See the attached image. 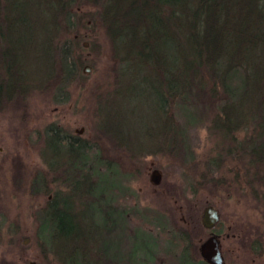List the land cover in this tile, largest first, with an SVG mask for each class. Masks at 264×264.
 Returning <instances> with one entry per match:
<instances>
[{
  "label": "trees",
  "instance_id": "obj_1",
  "mask_svg": "<svg viewBox=\"0 0 264 264\" xmlns=\"http://www.w3.org/2000/svg\"><path fill=\"white\" fill-rule=\"evenodd\" d=\"M84 6L92 13H83ZM84 18L101 25L112 59L125 66L120 75L130 72L137 77L140 70V81L151 90L152 118L137 133L145 148L113 125L99 121L98 133L108 136L113 149H123L132 158L144 151L175 154L181 159L178 145L184 131L176 117L192 122L198 116L193 112L199 111L195 101H201L207 102L212 115L211 130L224 138L242 122V114L249 112L256 132L249 156L255 164L264 163V0H0V109L28 92L22 64L26 48L47 55L46 82L50 79L56 86L71 76L65 69V53H69L65 40H70L65 32ZM35 27L43 35H35ZM56 50L58 69L51 61ZM74 75L70 78L78 73ZM61 133L51 126L44 132L51 154L61 147L64 157L60 161L58 156L45 157V173L50 178L43 173L34 178L45 195V205L37 212L38 236L57 251L63 264H85L92 254L105 256L99 246L110 230L119 236L117 246L124 245L128 221L143 229L158 228L156 234L180 248L186 264H194L188 253L190 235L183 227L177 232L172 229V236L166 234L171 223L161 212L152 215L154 222L144 221L151 222L147 210L141 212L134 204L124 183L129 174L115 158L103 155L101 141L96 137L76 140ZM48 183L64 186L67 192L58 197L57 191L45 187ZM73 198L78 211L58 214L56 207ZM115 210L121 222L112 220ZM61 216L79 222L66 224ZM74 256L80 260L75 262Z\"/></svg>",
  "mask_w": 264,
  "mask_h": 264
},
{
  "label": "rangeland",
  "instance_id": "obj_2",
  "mask_svg": "<svg viewBox=\"0 0 264 264\" xmlns=\"http://www.w3.org/2000/svg\"><path fill=\"white\" fill-rule=\"evenodd\" d=\"M81 9L83 13H92L89 7ZM84 19V22L70 26L65 32L71 40H65L69 51L65 53V69L72 72L71 76L78 73L77 77L70 78L69 75L66 81L57 82L56 86L49 79L44 89L47 84L43 73L44 62L48 57L43 52L33 53L26 48L23 50L22 64L28 92L22 99L15 98L13 102L1 105L0 264H63L57 251L38 236L37 212L45 205V195L41 194L34 176L43 173L47 179L50 178L51 174L45 173L46 158L58 156L60 161L64 157L63 148L51 154L46 146L44 132L50 126L60 130L66 138L90 141L96 137L101 141L99 145L103 155L107 159L115 158L124 165L122 171L129 174L124 183L133 194L134 204L141 212L147 210L151 222L143 218L144 221L149 224L154 222L152 215L161 212L171 223L166 234L172 236V229L177 232L183 227L184 232L190 235L188 253L193 257L197 258L199 240L207 237L199 221L201 209L205 207L212 206L219 213L218 220L223 233L242 230L247 235L251 230L249 226L256 219L259 220L257 217L264 211V202L261 201L263 203L259 205V200L251 198L252 189L257 194L263 191L259 185L264 175V163L255 164L249 156L251 138H256L255 122L249 112L242 114V122L236 125L232 134L224 138L211 130L209 118L212 115L206 106L207 102L195 101L199 109L193 112L194 115L198 114L196 119L184 123L179 115L176 117L180 129L184 131L181 138L183 142L178 145L181 159L178 155L170 156L168 153L149 155L137 151L132 158L123 149L117 152L112 148L108 136L98 133L99 121L106 122L108 126L113 125L116 131L140 144L139 148H145V141L137 133L152 118V109H149L152 101L148 97L151 90L146 88L142 79L140 81L143 75L140 70L137 77H132L130 72L120 75L125 66L112 59L101 25L97 21L93 23L88 18ZM34 31L35 35H43L39 34L38 28ZM77 34L81 38L75 37ZM83 44L86 46L83 47ZM58 50L53 60L48 59L57 63L54 65L57 69ZM87 65L89 72L83 74L81 70ZM104 113L110 115L105 118ZM154 169L160 173L159 183L155 186L149 182L150 171ZM236 174L239 190L235 187ZM45 187L52 192L57 191L58 197L67 192L66 187L56 183H48ZM48 198L52 200V197ZM63 202L62 206L56 207L58 214L78 211V207H73L74 198ZM111 215L114 222H121L117 210ZM60 218L66 224L79 222L69 220V217ZM140 226L135 222H126L122 237L124 245L120 246H117L118 234L114 236L115 230H110L99 246L106 255L101 257L92 252L86 263L186 264L185 254L156 234L158 228L143 229ZM263 226L261 224L258 228L259 232L264 230ZM24 239L28 241L23 243ZM221 241L226 250H231L232 240ZM79 257L74 256L75 262L80 260Z\"/></svg>",
  "mask_w": 264,
  "mask_h": 264
},
{
  "label": "flooded vegetation",
  "instance_id": "obj_3",
  "mask_svg": "<svg viewBox=\"0 0 264 264\" xmlns=\"http://www.w3.org/2000/svg\"><path fill=\"white\" fill-rule=\"evenodd\" d=\"M237 174L234 181L235 187L238 188L239 179L237 178ZM261 177L262 181L259 187H261L263 191L257 194V192L254 193L253 189L251 190V198L259 200V205L264 202V175ZM237 190H239V188ZM218 216H220L219 213ZM257 218H259V220L256 219L257 222L254 221V223L249 226V229L251 230L247 233V235H245L242 230H239L235 233L232 232L230 234L223 233L220 228L221 223L219 222V220L218 223L209 230H206L204 229V227H202V229L207 232V237L205 238V240L210 236H213L215 237V239H217L219 243L220 254L222 257L221 261L223 262V264H264V230L259 232L260 229H258L259 227H261V224L264 225V211L261 212L260 217ZM226 230L229 231V228H227ZM223 239H230V241L232 240L231 250H226L222 245L221 240ZM201 241L202 240H199V244L196 248L197 252ZM190 257L193 260L192 263L194 264H206L204 260L199 256V253H197V258L193 257L192 254L190 255Z\"/></svg>",
  "mask_w": 264,
  "mask_h": 264
},
{
  "label": "water",
  "instance_id": "obj_4",
  "mask_svg": "<svg viewBox=\"0 0 264 264\" xmlns=\"http://www.w3.org/2000/svg\"><path fill=\"white\" fill-rule=\"evenodd\" d=\"M86 46V44H83V47ZM89 66H84L82 68L83 74H87L89 72ZM149 174V182L151 185L155 186L157 185L160 180V173L154 169L150 171ZM218 213L216 210L213 209L212 206L205 207L204 209H201L200 214V223L201 226L204 227V229L209 230L213 226H215L218 223ZM28 240L24 239L23 243H26ZM199 256L204 260L206 264H223L222 257L219 250V243L215 237L210 236L206 240H202L199 247L198 252Z\"/></svg>",
  "mask_w": 264,
  "mask_h": 264
}]
</instances>
